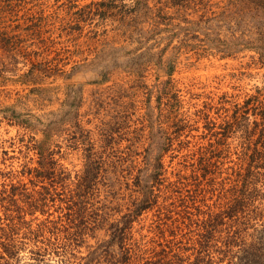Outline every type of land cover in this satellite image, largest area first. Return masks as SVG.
<instances>
[{"label": "trees", "instance_id": "obj_1", "mask_svg": "<svg viewBox=\"0 0 264 264\" xmlns=\"http://www.w3.org/2000/svg\"><path fill=\"white\" fill-rule=\"evenodd\" d=\"M32 1L35 0H0V81L16 76L20 83L37 85L29 93L43 101L51 98L46 94L49 88L41 86L44 78L60 76L68 83H65L64 99L55 111L32 113L24 97L9 106L0 104V123L5 121L9 126L24 130L36 155V166L23 175L33 186L29 192H23L25 205L16 206L18 199L14 196L19 186L11 184L10 190L1 191L8 195L0 198L7 201L0 203L3 211L0 264L17 259L20 250L32 239L16 240L14 234L20 229L33 234L35 242H31L35 249H31V254L37 261L47 255L57 257L61 264L68 254L73 256L72 250L86 248L80 264H233L239 254H244L246 264H264V208L257 204L264 200V85L241 104H232L233 96L225 93L219 96V109L228 112L229 108L223 105L232 104L231 115L226 114L219 124L221 139L215 145H200L183 155L182 166L189 169V173L181 174L180 170L178 180L166 186L180 193L176 206L185 214L189 213L184 204L186 199L192 201L193 206L206 192L199 187V177L205 180L207 175H212L211 191L219 184L230 199L216 211L205 204V210L199 205L193 206L201 218L193 222L187 217L198 231L193 237H187L185 243V234L177 224L179 220L171 219L172 212L179 215L181 211L168 206L158 208L157 218L161 220L163 214L170 219V225L162 224L169 238L165 237L161 225L157 228L159 233L154 234L160 237L157 241L153 238L138 241L131 234L133 223L157 202L165 181L163 157L171 150L187 149L189 144L188 140H181L189 120L183 114L178 116L180 101L171 81L182 48L195 49L198 56L211 52L208 54H218L220 58L255 52L257 62L264 66V0H226L216 13L208 8L211 0H97L83 6L73 3L76 0H68L69 18H62L61 24L57 15L29 7L27 4ZM73 8L76 9L73 11ZM193 15L197 19H193ZM56 23L64 35L75 34L72 41L67 40V44L74 46L72 49L66 45L56 50L53 46L52 30ZM91 25L101 26V30L90 31L93 34L85 38L84 41L91 42L86 41V44L93 46L82 57L84 50L77 47L76 40L84 27ZM108 32L112 33L110 37ZM62 55L65 61L59 65ZM71 63L69 69L63 68ZM18 64L25 67L21 73ZM117 71L133 76L131 87L143 95V111L135 120L141 125L129 131L127 119L119 114L126 105L118 103L124 96L123 86L112 90L109 87L105 93L95 92L94 105L99 112H102L100 108L104 110V117L99 119L94 139L91 131L80 123L83 86L104 84ZM152 72L156 78L149 85L145 80ZM77 73H90L92 79L75 86L69 82ZM159 74L165 79L159 80ZM112 104L120 110L114 109ZM208 106L212 107L209 102L204 103V109L194 112L207 120L205 126L214 123L205 112ZM250 115L255 118L254 127L248 130L244 121H249ZM234 127L240 128L243 134L239 161L232 171L235 178L228 183L223 179L217 182L222 171L216 175L215 169L222 164V157H227L229 146L225 141ZM38 134L41 139L37 141L34 136ZM64 136L67 146L80 148L83 157V167L75 180L63 181L52 159L51 140L63 141ZM144 140L147 142L139 153L141 160L137 165L134 156ZM174 140L177 147L170 148ZM120 141H127L122 149ZM122 170L126 173L124 177L130 178L128 181L121 179ZM190 179L194 182L193 191L188 188ZM38 186L45 194L52 195L54 204L58 202L56 208L61 215L55 219L45 217L33 228L32 223L38 221L36 213L44 216L48 201L36 189ZM123 189H130L128 207L118 214L114 201L118 191ZM183 190L191 194L182 197ZM25 215L31 219L26 220ZM99 232L104 236L96 239ZM253 233H261L263 238L248 244L247 239ZM90 240L94 243L88 244Z\"/></svg>", "mask_w": 264, "mask_h": 264}, {"label": "rangeland", "instance_id": "obj_2", "mask_svg": "<svg viewBox=\"0 0 264 264\" xmlns=\"http://www.w3.org/2000/svg\"><path fill=\"white\" fill-rule=\"evenodd\" d=\"M91 1L97 0H76L73 3H76L78 6H83ZM225 2L226 0H211L210 6L208 8H210V10L214 13L219 12ZM27 5L29 7H32V9H45V13L57 15V19L60 20V24L62 18L65 17V20L69 18V14H67V6L69 5L68 0H35ZM75 9L73 8L71 10L74 11ZM196 15H193L191 17L193 19H197ZM63 22L65 23V21ZM107 28L109 29L110 27ZM99 30H101V26L94 27L93 25L85 26L82 30L81 36L76 40L77 47L81 50H84V54L82 55V57L88 54V48L93 46L90 44L88 46L86 44V41H90H84L85 38L92 35V32L94 31H97L98 33ZM52 31V38L56 42V44L54 42L53 46L56 47V50L61 46L66 47V45L69 49H72L74 47L73 45L67 44V42L72 41V38L73 36H75V34L73 36L64 35L65 33H62V30L59 28V23H56V26ZM224 33L225 32L222 31V34ZM111 35L112 33L108 32V36L110 37ZM199 37L202 36L199 35ZM175 43L177 44L176 41ZM194 50L195 49L187 47L182 48L180 56L177 60L175 72L171 77V81L174 84V89L175 91H178L177 94L180 101L178 116L183 114V116H185L189 120V127L181 137V140H183L184 142L188 140L189 144L187 149H182L180 152L171 150L163 157L165 167V181L160 187L161 191L158 193L159 197L157 199V202L150 210L144 211L142 215L137 219V221L133 223L131 228V234L133 238L138 241H141L142 238H144V241L150 240L151 238H153L155 241L159 240L160 237L154 234L158 232L157 228L160 225L164 231L165 237L169 238L167 230L166 228L164 229L162 224L163 222H165L170 225L171 221L170 219L167 220V218H164L163 214L160 215L161 220L157 218V210L159 207L168 206L171 207V209H175V211H181L179 215H176L174 214V212H172L171 214L173 215L171 219L179 220V223L177 224L182 228L181 232L185 234V237L183 239V242L185 243L187 242V237H193V235L198 231L197 226L194 223L190 224L187 217L189 216L193 220V222L196 221V219L201 218V215L198 218L197 209L193 208V206L195 207V205H199L205 210L206 206H203V204H205L208 205L213 211H216L219 209V205L225 204L230 199V197H228L229 195L226 194V192L224 195L223 190L220 189L219 184L214 186V191H211L212 175H207L205 180L199 177V187L200 189L204 188L206 192H203L200 197L195 200L196 203L193 206L192 201L186 199L185 197L186 201L184 202V204L187 205L188 208L186 209L189 211V213L185 214V212L182 211L183 209L181 207L176 206L178 205L177 197L180 195V193L174 192L171 189L169 190L166 186L167 184L174 183L178 180L177 173L180 172V170L181 174L189 173V169L186 170L182 166V164H184L182 159L183 155L191 152L200 145L207 146L208 143H212L213 145H215L214 143L217 140L221 139V129L219 128V124L223 123V119L225 118L226 114H228L229 116L231 115L232 104L234 102L241 104L248 96L254 95L257 88H260L262 85H264V66L260 65L257 62V55L255 52H244L239 53L235 57L232 56L220 58L218 54H208L211 52H207L198 56L197 52H195ZM52 56L53 53L49 55V57ZM61 58L62 60L59 65H63L65 61L63 60L64 55H62ZM77 59L79 58H76V60ZM71 65H73V63L68 66H64L63 68L69 69ZM17 67L21 69V71H18L19 73L25 70V67H23L22 64H18ZM152 73L153 74L148 75L147 79L145 80V82L149 85H151L156 78L154 72ZM15 77L16 76H13L11 77V79H4L0 81V104L9 106L16 103L19 98L24 97L26 100L25 102L27 108L31 109L32 113L43 114L50 111H55L59 107L60 102L64 99V93L66 90L65 83H68V81L65 82V80L60 76L44 78L41 83L42 87L49 88L50 91H47L46 94L48 95L47 97H51L50 101L40 100L37 96L29 93L30 89L37 85L20 83L16 80ZM91 79L92 75L90 73H77L73 76L69 83H74L75 86H81L84 82L88 80L90 81ZM162 79H165V76L159 74V80ZM133 84V76H128L125 73H120L117 71L114 72L110 80L104 84H88L83 86V104L80 109V123L84 129L91 131L92 138L95 139L96 137V126L99 124V119L104 117V110L100 108L102 112H99L96 108V105H94L93 99L95 96V92L100 91L105 93L109 87L112 90L117 88L118 86H123L122 94L124 96L118 103H123L126 105L121 110L113 104L111 106H114V109L120 110L119 114L121 115L120 117L122 119H127V125H130L129 131H131L135 126L138 127L141 125L135 120L140 117L141 112L143 111L144 98L140 90L131 87V85ZM125 89L130 93L129 96L126 95ZM223 93H225L227 96H233L230 98L232 104L224 103L223 105L224 107L229 108L228 112H225L224 109H219L221 107V104L218 103L219 96H221ZM152 102L154 103V100H152ZM207 102H209L212 107L210 108L208 106L205 109V112L208 113V120L214 122L208 125L210 127L205 126L207 120L204 119L203 115L194 114L196 110L204 109L203 104ZM132 105H134V107ZM133 111H135V113L131 114L133 113ZM128 119H131L130 121H135L136 125L135 123L133 124V122H129ZM248 119L249 121H244V126L248 130H250L254 127V124L252 122L255 118L253 115H250ZM256 120L259 121V116L256 118ZM170 134V136L173 137V134ZM61 138L63 139V141L60 139H53L50 142L52 159L55 160V167L57 168L59 174L58 176L62 178L64 177L63 181L68 178H70L71 180H75L77 179L76 177L80 175L81 169L83 167V157L80 148H69L67 146V141L64 140L66 137L64 136ZM34 139L38 141L41 139V136L39 134L35 135ZM253 139L255 141V138ZM120 142V149L127 145V141ZM146 142L147 141L145 140L140 142L141 144L138 145V148L136 149L137 155H135L134 157L137 158H135L134 163H136L137 165L141 160V154L139 155V153H142ZM225 142L229 146V151L225 154L227 155V157H222V159L220 160L222 164H220L218 166L219 169H215V171L216 175H219L220 171H222L220 177L216 176L217 182H221V179H223L228 183L232 182L235 178L232 171L239 161L238 153L241 151V142H243V134L240 128L234 127L233 133L229 134V137ZM172 143L173 144L170 148L177 147V141L174 140ZM30 147L31 145L28 143V134L24 130L9 126L5 121L0 123V198L6 197L8 195V193L1 194V191H3L4 189L7 191L10 190L11 184L19 186L15 190L14 196L18 199V202L16 204V206L18 207H23L26 203L25 195L23 194V192H29L33 187L32 184L27 180V178L23 176L30 167L36 166V155ZM220 149L225 148L220 146ZM121 173L122 176L120 177H123L121 178L123 181H128L130 179L124 177L126 175L125 171L122 170ZM188 183V188L193 191L195 187L193 184V180H188ZM36 189L40 190V194H43L46 199H48V201L44 206V216L40 215L38 212L36 213L38 221H34L32 223L33 228L35 227L36 223L40 222L45 217L55 219L57 216L61 215L59 210L56 208V204L58 202L54 204V202L51 201L52 195L50 196L49 194H45V190H43L39 186L36 187ZM124 189L118 191L115 196L117 198H115L114 206L118 208V214L124 213L128 207L127 195L128 191H130L131 188L128 190ZM182 193V197L191 194V192L189 193L185 190H183ZM3 202L7 201L2 199L0 203ZM170 203H173L176 207H172L173 205H171ZM257 204H260V207L264 208V200L258 201ZM12 209H15V207L12 206ZM161 212H164V210ZM0 217H3V211L1 210V208ZM25 219L29 220L31 218L27 215ZM29 232L30 231L28 230L20 229L18 230L17 234H14V237H16V240L19 241H24L22 240L24 239V237L34 239L33 234L31 235ZM103 236V232L96 233V239H101L103 238ZM257 238H263V235L261 233H253V235L249 239H247L248 244L251 241L258 242ZM32 239L28 242L24 241L27 242V244H25V246L20 250L17 259L10 260L9 264H60L58 263L57 257L50 258L47 255L44 256V259H40L39 261H37V258H35L33 254H31V249H35L33 242H31L34 241ZM38 241H40V239ZM93 243V240H90L88 242V244ZM85 253L86 248L78 250L76 248L72 250L73 256L71 254H68L65 262L63 261L61 264H80V257L85 255ZM193 256L194 255L192 254L191 259L193 258ZM224 264L226 263L224 262ZM233 264H246L244 254H239V259H235Z\"/></svg>", "mask_w": 264, "mask_h": 264}]
</instances>
